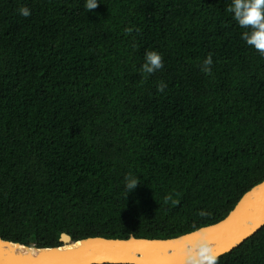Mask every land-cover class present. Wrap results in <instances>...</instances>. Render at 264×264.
<instances>
[{
  "label": "trees",
  "instance_id": "1",
  "mask_svg": "<svg viewBox=\"0 0 264 264\" xmlns=\"http://www.w3.org/2000/svg\"><path fill=\"white\" fill-rule=\"evenodd\" d=\"M230 3L0 0V239H172L264 180V56ZM217 264H264V227Z\"/></svg>",
  "mask_w": 264,
  "mask_h": 264
},
{
  "label": "water",
  "instance_id": "2",
  "mask_svg": "<svg viewBox=\"0 0 264 264\" xmlns=\"http://www.w3.org/2000/svg\"><path fill=\"white\" fill-rule=\"evenodd\" d=\"M264 227V180L246 192L222 221L166 240L87 238L62 234L60 247L38 249L0 239V264H187L208 247L218 258Z\"/></svg>",
  "mask_w": 264,
  "mask_h": 264
},
{
  "label": "clouds",
  "instance_id": "3",
  "mask_svg": "<svg viewBox=\"0 0 264 264\" xmlns=\"http://www.w3.org/2000/svg\"><path fill=\"white\" fill-rule=\"evenodd\" d=\"M100 5V0H85V8L88 12L96 9ZM226 11L232 14V19L239 27L246 29L241 33V39L264 56V0H231ZM23 17L31 15V9L23 6L18 9ZM132 32L131 28L125 29V33ZM212 57L209 54L203 61L201 70L206 74H211ZM163 68V57L155 50L146 51L145 62L141 66V71L145 74H152ZM166 85L161 82L157 85L158 91H163ZM140 183L138 177L129 174L125 177L124 190L132 192ZM170 199V197H166ZM173 203L177 201L173 200ZM203 215V213H201ZM218 257L211 253L208 247H203L195 256L187 257V264H217Z\"/></svg>",
  "mask_w": 264,
  "mask_h": 264
}]
</instances>
